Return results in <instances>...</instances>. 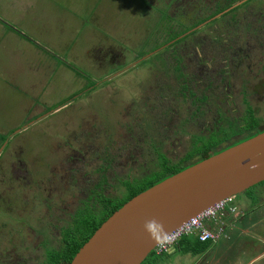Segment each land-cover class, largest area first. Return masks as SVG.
<instances>
[{
  "label": "rangeland",
  "instance_id": "rangeland-1",
  "mask_svg": "<svg viewBox=\"0 0 264 264\" xmlns=\"http://www.w3.org/2000/svg\"><path fill=\"white\" fill-rule=\"evenodd\" d=\"M164 1L0 0V194L5 204L14 198L10 190H14L16 184L6 181H12V177L19 174V167H11L10 163L20 157L22 146L23 158L32 167L41 165L43 175L51 160L73 153L69 158L83 159L78 168L80 174L87 176L90 172L94 174L98 167L93 160L98 151L111 148L115 161L107 168L104 179L107 186H111L112 196H117L120 188L116 182L123 176L132 177L141 171L156 169L159 153L171 163L176 162L190 149L191 137L215 120H219L218 127L222 126L217 132L222 142L227 136L224 122L229 120V111H234L238 117L245 114L248 107L256 117L262 118L263 78L257 75L251 85L244 87L242 78H250L251 68L243 77L231 80L224 74L215 78L216 68L229 75L239 71L224 55L227 57L231 46L250 44L248 40L252 38L242 29L237 35L226 31L221 36L219 29L225 23L214 18V31L207 32L205 40L196 44L198 49L193 50L188 42L177 47L168 59L172 65L176 59L173 55L183 60L185 69L181 75L186 79V91L183 78L155 58L167 45L158 47L175 21L189 20L191 14L196 13L187 11L184 16L181 6L186 8L196 1L203 7L206 1L214 12V8L226 10L227 0ZM230 1L234 4L241 0ZM249 7L247 4L233 9L232 16L238 20L248 15ZM163 9L168 18L160 21ZM255 40L263 44L264 31L256 35ZM211 67L215 72H206ZM198 68H201L200 73L192 71ZM252 93L262 94V98L255 99ZM203 94L206 100L199 101ZM158 116L160 126L152 128L153 139L157 140L156 152L155 145L150 148L152 144L144 142L142 137L146 121ZM120 145L123 150L118 151L116 148ZM61 167L59 174H62ZM52 168L51 172H55V167ZM46 184L49 188L46 186L45 191L49 193L53 187L51 183ZM70 184L68 179H60L62 189H68ZM263 185L257 184L234 196L241 216L245 211L249 213L250 208L246 207L251 206V199L245 194H255L264 200ZM37 187L41 196H45L42 184ZM73 190L82 192V184L75 185ZM71 202L65 199L63 203L71 206ZM238 217H234L232 230L225 227L201 264L217 259L230 244L233 248L227 260L234 264H246L264 249L250 242L256 236L263 237L264 231L253 233L244 226L248 217H252L255 224L259 223L258 215H245L242 220H239L241 217L236 219ZM10 219L12 221L13 217ZM40 221L44 223L43 218ZM50 229L51 235L54 234L55 230ZM246 229L247 233H243ZM19 230L31 234L29 227ZM197 258V255L181 252L162 257L149 254L144 264H194ZM255 264H264V259Z\"/></svg>",
  "mask_w": 264,
  "mask_h": 264
},
{
  "label": "flooded vegetation",
  "instance_id": "flooded-vegetation-1",
  "mask_svg": "<svg viewBox=\"0 0 264 264\" xmlns=\"http://www.w3.org/2000/svg\"><path fill=\"white\" fill-rule=\"evenodd\" d=\"M247 4L250 5L248 15L240 16L241 18L238 20L235 16H232V18L236 22L241 23L240 26H243L241 31L246 35H250L252 40H248L250 44L247 46L239 45L238 47L233 48L231 46L228 49V54L226 53L227 57L224 55V58L227 61H232V64H234L239 71L235 74L229 75L227 72L223 73L216 68L217 75L215 77L216 79H219L221 76L226 74L227 77L232 80L237 77H243L245 71L251 68L252 70H250V73L248 74L250 75V78H242L244 87L251 85L253 78L257 75L260 79H264V41L262 42L263 44H261L255 40L256 35H259L261 31H264V0H241L240 2L229 6L226 10H223L221 14H218V16L216 15L217 17L214 15L209 18V20L203 22L206 25L214 18H219V16L223 13ZM203 23L196 26L194 29H199L200 26H203ZM189 33L190 32L188 31L185 35ZM176 39L177 38L173 41ZM178 40H181V38ZM255 42H257L256 45L254 44ZM245 49L247 51H245ZM258 65L260 66L257 68ZM201 68L192 69V71L195 72L197 70V72L200 73ZM211 68L206 69V72L212 71V73H214L215 68ZM188 75L192 76L191 74ZM193 91L198 92L195 90ZM252 94L255 99L259 96L262 98V94ZM203 95L206 100V95ZM245 110L247 111L249 109L246 107ZM250 112L253 117H256L253 111ZM228 114L229 120L233 124L234 120L240 117H237L234 111H229ZM231 115L233 118L230 117ZM261 117L264 118V115ZM217 118H219V116ZM262 129V125L258 127V130L262 131ZM74 133L76 134V132ZM121 146L122 145L118 148H121ZM23 147L24 146L20 148V157L17 158L15 157L16 154H14V161L10 163L11 167H19L17 169L19 174L12 177V181L10 179L6 181L8 184L11 182L16 184L14 190H10V192L13 193L11 194V197L14 198L10 199V201L5 204L4 198L0 194V232L2 231V233H0V236L2 235V237H0V262L1 264H53L50 262H54V264H62L63 230L69 227H74L85 203V205L92 211L96 209L93 201L94 195L91 196L94 193L95 186H97V188H99L103 193L109 190V186H107L104 175L107 173V168L113 163L111 162L112 151L111 148L108 147H106L107 149L102 148L98 151L95 159H93L97 163L98 167L96 168L94 174L90 172V176L92 177L90 178V176H87L83 172L80 174L78 165L80 162H83V159L69 158L73 153H65L61 157L51 160L49 168L46 169V174L43 175L41 174L43 171L41 165L37 164L34 165L35 167H32L23 158L21 155L22 150H24ZM14 148L16 150L19 148V145L17 144ZM120 150H123V148ZM75 156L77 157V155ZM63 157L68 158L63 159ZM28 166L32 168L30 169ZM60 166H62V174H59ZM52 167H55V172H51V169H53ZM36 169L38 170V173H35ZM60 179H68L71 181V184L68 185V189L65 190L60 187ZM86 179L88 180L86 181ZM39 183L42 184L44 188L45 196H41L40 191L37 189ZM46 183H51V186L53 187V190L49 191V193L45 191L46 186L49 188ZM80 184H82V192L77 190L72 191V188H74L75 185L80 186ZM262 187H264V185ZM262 191L263 193L261 194L264 195V189ZM245 195L257 204L262 202L264 204V200L261 201L258 198V195ZM65 199H68V202H71L72 200L70 203L71 206H68V203L67 206L63 203ZM86 199H88V201ZM35 204L38 206L35 207ZM10 216L13 217L12 221ZM41 216L44 219V223L40 221L42 219L40 218ZM26 227H29L31 234H27L19 230L25 229ZM50 228L55 230V233L52 235Z\"/></svg>",
  "mask_w": 264,
  "mask_h": 264
},
{
  "label": "water",
  "instance_id": "water-1",
  "mask_svg": "<svg viewBox=\"0 0 264 264\" xmlns=\"http://www.w3.org/2000/svg\"><path fill=\"white\" fill-rule=\"evenodd\" d=\"M262 182L264 130L130 198L95 229L69 264H140L157 244L144 230L145 221L155 218L169 233L214 203Z\"/></svg>",
  "mask_w": 264,
  "mask_h": 264
},
{
  "label": "trees",
  "instance_id": "trees-1",
  "mask_svg": "<svg viewBox=\"0 0 264 264\" xmlns=\"http://www.w3.org/2000/svg\"><path fill=\"white\" fill-rule=\"evenodd\" d=\"M181 1L183 2L185 0H181ZM169 2L170 0H168V3ZM227 2H228L227 4V8H228L229 6L232 5V2L230 0H227ZM204 4L202 7L200 4L197 5L196 1H194L193 4H189L186 8L181 6L180 8L182 11V15L184 16L186 15L187 11H195L196 13L194 14L192 13L191 16L189 17L190 18L189 20L188 19L185 21L176 20L174 27L169 28L167 38L164 39V41H162L158 46L160 47L162 45L167 44L166 46H164L165 48H163V50L155 56V58L159 59L164 64V66L167 65L168 67L166 68L172 69L175 73H177L181 77H182L181 72L183 69H185V67L183 66L184 63L183 60L179 59L178 55L177 56L173 55V57L174 58L176 57V59H174L175 62L172 65V62L168 59V57L172 56L171 54L175 52L178 46H184L183 44H185V42H188V45L194 48L193 50L198 49L196 44H201V42L205 40L207 32L211 33L214 31L215 29L214 21L207 23L205 26H202V28L200 29H194V28L200 25L201 23L209 20V18L213 17L214 15L216 16L218 14H221L222 11L225 9V8H220L216 11L215 10L216 8H214V12H211L212 11L211 4L206 3V1H204ZM165 10L166 9L160 11L159 14L160 21L161 19L168 18V16L165 17ZM232 12L233 9L219 16L220 18L219 20L223 21L222 23H225L219 29V34L221 36L225 35L226 31L233 32L232 33L233 35L235 34L237 35L239 30L243 28V26H240L241 23L233 20ZM177 15L179 16V14ZM188 31L190 33L185 35V33ZM181 35L183 36L185 35V36L182 38V40H180V42L179 40H176L173 42V44H169V42L173 41L175 38ZM233 43L234 41H232V45ZM158 47H155V49ZM180 65L182 67H180ZM195 72H197V70ZM183 81L185 82L183 87L185 88L186 91L187 89L186 79L184 80L183 78ZM198 100L204 101L205 100L204 95H201L198 98ZM216 112L218 113V116H220L218 110ZM230 117L233 118L232 115ZM263 119L264 118L253 117L252 113L249 110H247L245 114L241 115L240 117L234 120V124L231 123L230 120L229 121L225 120L224 124L226 125L225 132L227 133V136L225 139H223L222 142H219L217 138V132L219 128H221L222 126L218 127L219 120H215L216 124H214L215 122H213L211 125L206 126L203 129L200 128L197 131L198 135L191 137L189 142L190 149L186 153H184L181 158L177 159L176 162L171 163L163 155L157 153L159 156V162L157 164L156 169H152L150 171H145V172L141 171V173L135 176L133 175L132 177H130L129 174L123 176L121 180H118L116 182L117 187L120 188V190L117 193V196L114 195L112 196L111 189L103 193L99 188H97V186H95L94 193L91 196L94 195L93 201L96 206V209L92 211L85 205L86 204L85 203L83 206V210H81L80 212L78 221L76 222L74 227L66 228L62 232L63 235L62 264H69L73 255L77 252V250L81 247V245L92 235L95 229L110 214H112L115 210H117L122 204H124L130 198L146 190L152 185L162 181L163 179L169 177L170 175H173L209 157L210 155L216 154L230 146H233L241 141H244L260 133L261 131L258 130L259 126L262 125L263 127L262 130H264ZM155 126H160L159 116L157 119L152 117L149 119V121H146L145 126H143V129L146 130V132L143 134L142 140L144 142H148L149 145L152 144L150 148L153 147L154 144L156 150L157 140L153 139L155 137L153 136V130L155 129L154 128ZM121 148H116V149L120 151ZM111 159H112L111 162H114L113 156H111ZM261 184H264V182H262ZM109 187L111 188V186ZM86 200L88 201V199ZM209 246H210V242L208 241L199 242L196 238H183L177 244V248L182 253H190L192 255L203 253L206 249H208ZM149 254H152V252H150ZM144 260L140 264H144L145 263ZM50 263L54 264V262H50ZM146 264H153V263H146Z\"/></svg>",
  "mask_w": 264,
  "mask_h": 264
},
{
  "label": "built area",
  "instance_id": "built-area-1",
  "mask_svg": "<svg viewBox=\"0 0 264 264\" xmlns=\"http://www.w3.org/2000/svg\"><path fill=\"white\" fill-rule=\"evenodd\" d=\"M240 214L234 197L224 198L170 231L164 247L157 243L151 252L155 257L169 255L176 250L178 242L183 238H196L199 242L214 243L224 230L226 220Z\"/></svg>",
  "mask_w": 264,
  "mask_h": 264
},
{
  "label": "crops",
  "instance_id": "crops-1",
  "mask_svg": "<svg viewBox=\"0 0 264 264\" xmlns=\"http://www.w3.org/2000/svg\"><path fill=\"white\" fill-rule=\"evenodd\" d=\"M76 95V94H75ZM49 113V112H48ZM47 113V114H48ZM46 115V114H45ZM248 200L249 198L246 197ZM251 206L249 207H246L247 209L250 208V210L248 211L249 213H247L246 211L244 212V214L241 216H239L238 218L236 219H240L239 220H242L243 217H245V215H254V214H257L258 215V218H260V221L259 223L255 224L252 220V217H248L245 221V224L244 226L248 228H251L252 229V232L255 233V231H261L263 232L264 231V204L263 202L262 203H255L253 202L252 200H249ZM233 220V221H232ZM235 218H228L226 220V226L227 228H229L230 230H232L234 228V223L236 221H234ZM225 229V228H224ZM247 229L246 230H242L243 233H247ZM260 235V234H259ZM264 236L261 237V236H256V239L253 240V239H250V242L252 244H255L257 243V248H261V247H264ZM215 242L214 243H210V246L208 247V249H206L203 253H200V254H197L198 258L195 260L194 264H201V261L204 260V258L207 256V254L210 252L209 250L214 246ZM225 245V244H224ZM228 245V244H227ZM226 245V246H227ZM231 248H233V244H230V246L228 248H226V250L223 252V254H219V256L216 258H211L207 264H234L232 261L230 260H227V254L232 250ZM175 252H181L178 248L176 250H174L173 253ZM171 253V254H173ZM182 253V252H181ZM182 254H187V253H182ZM170 255V254H169ZM264 259V249H261L259 250L256 254H254L250 260L247 261L246 264H255L259 261H262Z\"/></svg>",
  "mask_w": 264,
  "mask_h": 264
},
{
  "label": "clouds",
  "instance_id": "clouds-1",
  "mask_svg": "<svg viewBox=\"0 0 264 264\" xmlns=\"http://www.w3.org/2000/svg\"><path fill=\"white\" fill-rule=\"evenodd\" d=\"M144 230L149 236V239L154 243H160L164 247L167 242L168 232L165 231L162 223L155 218L145 221Z\"/></svg>",
  "mask_w": 264,
  "mask_h": 264
}]
</instances>
